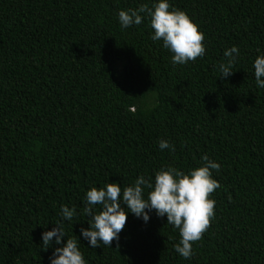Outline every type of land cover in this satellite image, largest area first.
Returning <instances> with one entry per match:
<instances>
[{
  "label": "trees",
  "instance_id": "obj_1",
  "mask_svg": "<svg viewBox=\"0 0 264 264\" xmlns=\"http://www.w3.org/2000/svg\"><path fill=\"white\" fill-rule=\"evenodd\" d=\"M152 2L0 0V264H49L41 232L61 221V204L76 209L62 226L87 264H264V88L252 67L264 0H169L204 34V55L184 65L150 38L146 16L120 27L119 10ZM233 45V72L220 78ZM202 155L220 164V186L191 257L155 210L146 223L127 213L109 247L80 237L87 189L187 171Z\"/></svg>",
  "mask_w": 264,
  "mask_h": 264
},
{
  "label": "clouds",
  "instance_id": "obj_2",
  "mask_svg": "<svg viewBox=\"0 0 264 264\" xmlns=\"http://www.w3.org/2000/svg\"><path fill=\"white\" fill-rule=\"evenodd\" d=\"M145 16L153 30L150 38L162 41L163 47L172 53L173 65H184L204 55L203 32L185 11L172 7L169 0H153L151 6L141 4L135 9H121L117 13L122 29L139 25ZM223 55L227 59L218 66L220 78L232 74L233 64L239 55L238 47L226 48ZM252 67L256 86L264 88V53L255 57ZM157 144L161 150H175L166 139H158ZM200 159L199 167L187 171L166 165L155 170L151 178L140 175L123 187L118 182H106L99 189L90 187L85 191L82 210L88 218V227L80 228V237L92 248L101 243L109 247L113 240H119L127 213L146 223L149 214L155 210L157 217L166 216L167 224L178 229L179 240L173 245L175 252L185 259L191 257L192 242L201 238L214 216L215 200L209 198V194L220 186L211 173V170L219 171L220 164L207 155ZM76 214L75 208L61 204L58 212L61 221L52 223L54 227L51 230L41 232L43 247L52 248L49 264H87L77 236H67L62 226Z\"/></svg>",
  "mask_w": 264,
  "mask_h": 264
}]
</instances>
